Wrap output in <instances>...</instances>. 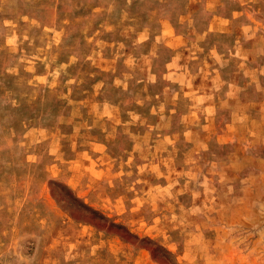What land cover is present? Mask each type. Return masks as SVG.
I'll return each instance as SVG.
<instances>
[{
	"label": "rangeland",
	"instance_id": "1",
	"mask_svg": "<svg viewBox=\"0 0 264 264\" xmlns=\"http://www.w3.org/2000/svg\"><path fill=\"white\" fill-rule=\"evenodd\" d=\"M0 264H264V0H0Z\"/></svg>",
	"mask_w": 264,
	"mask_h": 264
},
{
	"label": "crops",
	"instance_id": "2",
	"mask_svg": "<svg viewBox=\"0 0 264 264\" xmlns=\"http://www.w3.org/2000/svg\"><path fill=\"white\" fill-rule=\"evenodd\" d=\"M208 29H211V28H208ZM176 37V36H175ZM169 39L170 40H172V39H174V38H170L169 37ZM174 46H172V47H176V44H173ZM177 62H178V56L175 54L174 56H171V59L167 62V65H171V66H177L178 64H177ZM170 66V67H171ZM168 67V66H167ZM175 72V71H174ZM173 72V73H174ZM176 73V72H175ZM179 73L177 72V74L176 75H178ZM174 92L176 93V90H174ZM193 94V93H192ZM202 95V93L200 92V93H197V94H193V96H201ZM202 106V105H201ZM202 107H204L205 109H208V108H210V104L209 103H207V104H204ZM212 108V107H211ZM82 152H84V151H82ZM85 154H86V152H84ZM78 156H80V154L78 155ZM74 161V163H75V167L77 166V168H90V171H89V173H99L98 172V170L99 171H101V173H103V176L104 177H107V173H106V171H107V169H105V168H107V167H102V164H101V162L100 163H98V164H96L95 163V167L91 164V162L90 161H88V162H86V163H84L80 158L79 159H75V160H73ZM74 166V165H73ZM92 168H97L96 170H93ZM112 168V164H111V166H109V170ZM110 172V171H109ZM112 172V171H111Z\"/></svg>",
	"mask_w": 264,
	"mask_h": 264
}]
</instances>
